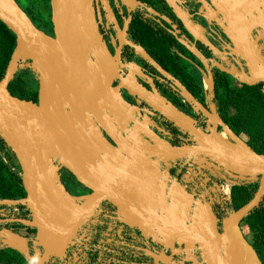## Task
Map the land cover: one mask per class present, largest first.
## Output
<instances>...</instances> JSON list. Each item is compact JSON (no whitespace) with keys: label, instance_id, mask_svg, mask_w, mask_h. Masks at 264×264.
Wrapping results in <instances>:
<instances>
[{"label":"water","instance_id":"obj_1","mask_svg":"<svg viewBox=\"0 0 264 264\" xmlns=\"http://www.w3.org/2000/svg\"><path fill=\"white\" fill-rule=\"evenodd\" d=\"M213 1L215 18H224L230 29L229 55L240 60L239 72H225L248 87L262 84L264 93V55L256 48L258 41L264 45V0ZM49 7L53 36L37 29L15 0H0V22L15 37L0 79V140L17 162L25 193L17 200H0V207L22 206L30 214L29 220L0 225L15 222L35 232L30 240L0 228V241L27 264L62 262L82 228L91 220L96 224L105 203L114 215L104 218L166 247L168 254L150 253L158 264H176V256L182 257L179 264H262L241 223L264 198V154L256 153L178 83L181 98L211 122L210 133L195 128L156 93L132 81L123 85L195 143L168 144L147 128L152 126L148 119L139 123L136 107L130 108L112 88L116 69L98 33L92 0H49ZM232 18L241 20L232 23ZM257 29L256 40H249ZM183 44L194 52L192 45ZM25 69L37 77L36 103L8 91ZM128 124L133 128L128 130ZM177 160L222 171L238 185L257 180L258 186L246 204L217 217L209 199L195 198L170 177ZM61 170L90 193L72 195L61 181ZM32 244L40 248H32L35 257L30 255Z\"/></svg>","mask_w":264,"mask_h":264},{"label":"flooded vegetation","instance_id":"obj_2","mask_svg":"<svg viewBox=\"0 0 264 264\" xmlns=\"http://www.w3.org/2000/svg\"><path fill=\"white\" fill-rule=\"evenodd\" d=\"M46 1L49 7V0ZM213 4V0H92L98 33L116 69L111 81L112 88L118 89L119 96L130 108L136 107L139 123L144 124L145 119H148L152 126L147 125V128L175 147L193 146L195 143L181 129L152 113L144 101L130 96L121 87L132 81L147 92L156 93L189 117L195 128L206 134L210 133L211 122L202 113H196L194 108L181 98L175 86L178 83L210 115L220 119L233 131L224 121L229 96L224 107L220 108L217 93L220 87H224L227 95H230V92H240L245 85L238 83L225 72H239L241 69L237 62L240 60L229 55L231 44L227 37L230 29L224 18H215ZM27 16L29 17L28 14ZM38 18L41 17L35 18L38 25L31 18L30 20L37 29L53 36L50 15L47 21L42 18L43 21H39ZM240 20L241 18H232V23H239ZM47 22H50V28L46 26ZM238 28L241 30V25H238ZM258 33V29L251 31L249 40H256ZM194 34L199 39L194 38ZM2 35L0 28V36ZM183 43L192 45L194 52L189 51ZM263 47L262 41L256 43V48H260L264 55ZM21 71L31 74L26 69ZM208 82L210 90L207 88ZM35 83V99L27 100L34 103L37 102V78ZM132 128L133 124H128L127 129ZM101 132L105 136L104 132ZM217 133H222L221 128L217 127ZM60 173L63 185L66 188L69 184L73 193L69 192L72 195L90 193L67 171L61 170ZM169 173L171 178H175L195 198L203 192L202 182L208 187V184L213 185L214 181H219L220 176L230 178L222 171H213L207 166L195 165L192 162L185 163L184 160L173 162ZM209 193L214 194L213 191ZM2 208L0 207V211ZM212 208L217 214L220 205H214ZM102 210L95 225L91 220L82 228L78 242L68 251L66 258L62 262L55 260L54 264H155L150 253L161 255L158 252L160 246L155 245L158 243L148 239L146 243L137 244L136 240L128 236L131 228L116 220L113 224L109 218H104L114 215V208L104 203ZM10 220L0 217V221ZM21 227L28 229L26 233L35 235L33 229L19 223L8 222L0 225L1 229L18 230ZM117 242L120 244L117 245ZM181 259L179 256L173 257L176 264H179Z\"/></svg>","mask_w":264,"mask_h":264},{"label":"trees","instance_id":"obj_3","mask_svg":"<svg viewBox=\"0 0 264 264\" xmlns=\"http://www.w3.org/2000/svg\"><path fill=\"white\" fill-rule=\"evenodd\" d=\"M39 21H43L41 18H38ZM46 26L51 27L50 22H47ZM2 41L5 43L6 55L4 58V64L0 67V79L3 76L9 57L15 46V37L5 26L0 23ZM43 29V28H42ZM18 76L14 80L17 79ZM262 84H258L255 87L243 86L242 90L237 93L230 92V95H227V92L224 87H220V90L217 93L218 105L220 108L224 107L225 102L229 96V103L231 100L236 99L238 95L242 96L243 93H255L257 97L256 100L260 103V106L264 108V93L262 92ZM9 90V89H8ZM225 91V92H224ZM13 96L15 94L11 93ZM35 94L33 93L32 97H25L18 95L23 100L35 99ZM235 96V97H234ZM257 102V103H258ZM224 121L229 124V126L235 131L236 129L229 122L227 116L224 118ZM238 135V132L235 131ZM248 145H250L249 141ZM258 154H264V146L260 149H253ZM2 155H4L9 163L5 164L2 161ZM20 170L17 165V162L12 155V153L5 147L2 140H0V200H17L23 198L25 193L21 184ZM255 185H244V186H233L231 191V205L233 209H238L242 205L246 204L252 197L255 192ZM244 225L251 236V240L248 243L255 250L258 258L261 263L264 264V198L260 202L259 206L253 210L246 218H244L241 223ZM245 237V236H244ZM246 238V237H245ZM0 264H27L23 257L16 251L11 249H2L0 250Z\"/></svg>","mask_w":264,"mask_h":264},{"label":"rangeland","instance_id":"obj_4","mask_svg":"<svg viewBox=\"0 0 264 264\" xmlns=\"http://www.w3.org/2000/svg\"><path fill=\"white\" fill-rule=\"evenodd\" d=\"M18 6L38 25L36 17H41L44 21L49 20V7L46 0H15ZM39 20V19H37ZM5 43L0 36V67L4 64V58L6 55ZM36 75L28 72L21 71L16 80L10 84L9 93H13L18 97H32L35 93L36 87ZM12 95V94H11ZM235 97V96H234ZM21 99L20 97H18ZM255 93H243L242 96L238 95L236 99L231 100L227 108L225 109V115L229 122L238 132V136L253 149H260L264 146V108L260 106V103L256 100ZM258 102V103H257ZM223 138H225L222 135ZM248 185L258 186V181H253ZM68 188V189H67ZM255 188V190H256ZM70 190L69 184L66 187ZM242 232L247 241L251 240V236L244 225H241Z\"/></svg>","mask_w":264,"mask_h":264},{"label":"built area","instance_id":"obj_5","mask_svg":"<svg viewBox=\"0 0 264 264\" xmlns=\"http://www.w3.org/2000/svg\"><path fill=\"white\" fill-rule=\"evenodd\" d=\"M2 161L5 164L9 163V160L4 155H2ZM19 176H20V173H19ZM222 177L221 176L219 177V181H214L213 185L208 184V187H206L204 182H202L203 192L199 195L202 198L209 199L212 204V207L214 205H220V208L217 210L218 213L217 214L215 213L217 217H223L233 209L231 205V194H230L232 187L233 186H244L243 184L238 185V182L234 179L226 178V177L222 178ZM209 191H213L214 194H210ZM0 217H3L5 219H11V220H28L30 218V214L26 207H19V206L3 207L0 211ZM108 220L109 221L111 220L112 223L115 224L114 220L112 219H108ZM7 230L15 234H18L20 236L26 237L30 240L34 239L33 234L26 233L28 231L27 228L21 227L18 230L13 229V228H7ZM130 231L131 232L129 233V235L128 234L127 235L130 237V239L136 240L137 244H140V242L141 243L147 242L136 229H131ZM119 244L120 243L117 242V245ZM155 245L160 246V249L158 250L160 254H168V250L166 249L165 246L159 245V244H155ZM32 248H37L38 250H40V248L37 245H33V244L31 245L30 255L32 257H35V254ZM2 249H6V247L0 241V250ZM153 262L155 264L157 263V261L155 260ZM54 263H55V260H51L49 262V264H54ZM118 263H120V261H118Z\"/></svg>","mask_w":264,"mask_h":264},{"label":"bare ground","instance_id":"obj_6","mask_svg":"<svg viewBox=\"0 0 264 264\" xmlns=\"http://www.w3.org/2000/svg\"><path fill=\"white\" fill-rule=\"evenodd\" d=\"M207 88L209 89L210 88V82H208V84H207ZM210 90V89H209Z\"/></svg>","mask_w":264,"mask_h":264}]
</instances>
